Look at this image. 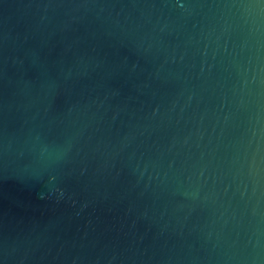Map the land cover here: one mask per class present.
Segmentation results:
<instances>
[{"label":"water","instance_id":"1","mask_svg":"<svg viewBox=\"0 0 264 264\" xmlns=\"http://www.w3.org/2000/svg\"><path fill=\"white\" fill-rule=\"evenodd\" d=\"M0 264H264V0H0Z\"/></svg>","mask_w":264,"mask_h":264}]
</instances>
